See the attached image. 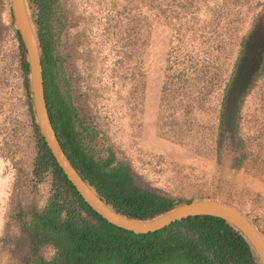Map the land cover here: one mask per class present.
<instances>
[{"label": "rangeland", "instance_id": "rangeland-1", "mask_svg": "<svg viewBox=\"0 0 264 264\" xmlns=\"http://www.w3.org/2000/svg\"><path fill=\"white\" fill-rule=\"evenodd\" d=\"M256 21L264 32V0H57L54 73L97 158L113 151L176 201L233 204L264 232V72L218 147L225 89ZM15 28L0 0V264H20L17 215L43 209L52 188L51 173L40 186L33 174L36 116Z\"/></svg>", "mask_w": 264, "mask_h": 264}, {"label": "trees", "instance_id": "trees-1", "mask_svg": "<svg viewBox=\"0 0 264 264\" xmlns=\"http://www.w3.org/2000/svg\"><path fill=\"white\" fill-rule=\"evenodd\" d=\"M57 0H26L42 54L45 95L52 124L71 163L113 209L125 216L149 220L186 201L161 193L140 178L113 151L97 158L83 141L79 115L69 97L55 81L54 5ZM37 6L36 14L33 8ZM245 35L227 83L220 122L218 147L224 131L238 132L241 107L264 72V32ZM21 68L26 75L28 103L33 110L30 67L21 35L16 30ZM34 114V113H33ZM34 117V115H33ZM37 155L33 174L37 183L52 174L49 200L43 209L35 204L17 215L19 234L11 242L10 255L20 264H261L246 236L236 226L215 216H194L158 231L136 234L118 227L85 202L56 162L35 118ZM238 146L243 142L237 139ZM241 162H238L240 164ZM55 249L52 258L41 254L42 246Z\"/></svg>", "mask_w": 264, "mask_h": 264}, {"label": "water", "instance_id": "water-1", "mask_svg": "<svg viewBox=\"0 0 264 264\" xmlns=\"http://www.w3.org/2000/svg\"><path fill=\"white\" fill-rule=\"evenodd\" d=\"M10 2L15 29L19 31L27 52L33 108L40 132L56 162L85 202L108 222L136 234L158 231L172 223L194 216L207 215L223 218L246 236L254 247L261 264H264V235L251 218L233 204L213 198L193 199L190 202H183L153 219L139 220L125 216L113 209L97 194L71 163L52 124L45 95L41 48L30 19L26 0H10Z\"/></svg>", "mask_w": 264, "mask_h": 264}, {"label": "crops", "instance_id": "crops-1", "mask_svg": "<svg viewBox=\"0 0 264 264\" xmlns=\"http://www.w3.org/2000/svg\"><path fill=\"white\" fill-rule=\"evenodd\" d=\"M260 10H261V9H258V10H257V13L254 14V17L260 12ZM254 17H253V18H249V21L254 20V19H255ZM42 183H43V182H42ZM40 185H41V183H40L38 186H40ZM243 212H244V211H243ZM244 213H245V212H244ZM252 221H253V220H252ZM256 227H258L257 224H256ZM258 228H259V230L262 232V234L264 235V232L261 230V228H260V227H258Z\"/></svg>", "mask_w": 264, "mask_h": 264}, {"label": "clouds", "instance_id": "clouds-1", "mask_svg": "<svg viewBox=\"0 0 264 264\" xmlns=\"http://www.w3.org/2000/svg\"><path fill=\"white\" fill-rule=\"evenodd\" d=\"M48 247H49V246H42L41 254H42V255H45V258H47V255H46L45 249H47Z\"/></svg>", "mask_w": 264, "mask_h": 264}, {"label": "bare ground", "instance_id": "bare-ground-1", "mask_svg": "<svg viewBox=\"0 0 264 264\" xmlns=\"http://www.w3.org/2000/svg\"><path fill=\"white\" fill-rule=\"evenodd\" d=\"M248 103V102H247ZM248 106V104L246 105V107Z\"/></svg>", "mask_w": 264, "mask_h": 264}]
</instances>
